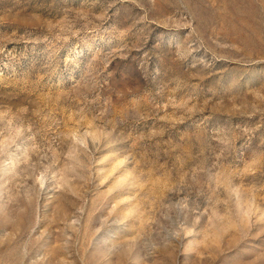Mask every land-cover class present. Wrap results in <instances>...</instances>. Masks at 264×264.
<instances>
[{
    "label": "rangeland",
    "instance_id": "1",
    "mask_svg": "<svg viewBox=\"0 0 264 264\" xmlns=\"http://www.w3.org/2000/svg\"><path fill=\"white\" fill-rule=\"evenodd\" d=\"M0 264H264V0H0Z\"/></svg>",
    "mask_w": 264,
    "mask_h": 264
}]
</instances>
